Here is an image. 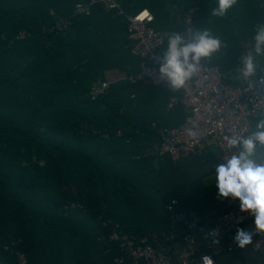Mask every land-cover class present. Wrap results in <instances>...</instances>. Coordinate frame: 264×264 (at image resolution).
<instances>
[{
  "label": "trees",
  "instance_id": "obj_1",
  "mask_svg": "<svg viewBox=\"0 0 264 264\" xmlns=\"http://www.w3.org/2000/svg\"><path fill=\"white\" fill-rule=\"evenodd\" d=\"M88 1L0 0V264H17L5 251L14 243L30 264H115L124 253L109 241L107 221L136 237L173 235L178 248L186 227H172L171 201L176 212L211 223L232 209L210 179L217 164L212 148L177 164L151 153L158 129L188 115L181 103L166 109L171 93L143 81L118 83L91 99L108 74H136L140 60L131 54L124 18L100 6L90 16L73 15L77 3ZM122 7L126 14L148 9L166 34L184 32V17L198 7L196 28L225 43L211 64L230 86L241 85L233 66L264 24L261 0H236L224 17L210 15L215 0H123ZM54 15L71 16V27L44 34ZM22 30L30 37L18 39ZM216 262L243 258L224 253Z\"/></svg>",
  "mask_w": 264,
  "mask_h": 264
},
{
  "label": "built area",
  "instance_id": "obj_2",
  "mask_svg": "<svg viewBox=\"0 0 264 264\" xmlns=\"http://www.w3.org/2000/svg\"><path fill=\"white\" fill-rule=\"evenodd\" d=\"M122 1L90 0L87 3H77L74 8L73 15L90 16L93 8L100 6L106 14L124 18L127 22L128 39L133 44L131 54L140 60L136 74L125 76L120 73L108 74L105 80L93 87L90 92L91 99L98 100L111 86L118 83L148 81L155 87H161L171 93L166 109L171 111L181 103L188 110V115L184 122L176 127L158 129L160 141L152 148L151 153L160 157L167 156L177 164L186 158L202 157L206 149L212 148L217 163L222 162L223 157H229L231 151H235L229 150L224 137L250 132L254 118L264 116V88L257 85L254 89L247 90V83L240 86L227 85L221 69L212 65V60L208 61L209 70L198 74V82L190 81L181 90L170 88L166 81L159 78L157 71L166 33L154 27L155 17L149 10L143 9L135 14H126ZM261 3L264 8V0H261ZM198 10V7L191 8L184 17L186 34H190L192 28H196ZM145 11L151 19L142 15ZM54 17V25L42 29L44 34L63 32L71 27V16ZM28 37L30 33L24 30L18 34L20 40ZM250 46V42L245 44V51ZM152 126L156 127L155 124ZM189 131H195L197 135L192 137ZM105 137L108 138V135ZM210 179L215 182L214 173ZM225 200L232 206L231 211L213 223L195 212H190L188 216L176 212L175 206L178 203L176 200L171 201L167 210L171 215L172 227L175 228L174 222H183L186 227L185 245L178 248L170 243L174 241L173 235L162 233L151 237H136L121 233L120 224L105 222L104 226L111 229L109 241L117 244L124 253V256L116 258L114 263L203 264V257L207 256L211 259V264H217V256L243 250H250L264 257V233L255 234L252 217L240 212L238 201ZM237 228H245L253 233L252 243L243 249L237 248L232 239ZM214 239H218L219 243H213ZM5 251L15 258L17 264H30L28 256L17 248V244L5 247Z\"/></svg>",
  "mask_w": 264,
  "mask_h": 264
},
{
  "label": "clouds",
  "instance_id": "obj_3",
  "mask_svg": "<svg viewBox=\"0 0 264 264\" xmlns=\"http://www.w3.org/2000/svg\"><path fill=\"white\" fill-rule=\"evenodd\" d=\"M235 3L236 0H215L210 15L224 17ZM142 15L151 19L147 11ZM254 32L251 46L237 57L238 63L233 66L234 78L241 85L247 83V90L257 85L264 88V24H257ZM223 48L222 38L208 28H192L190 34L169 31L157 69L159 78L170 88L181 90L190 81L198 82V74L209 70L208 61ZM257 117L250 132L224 137L229 150L235 151L216 164L214 178L217 196L238 201L240 212L252 217L255 234L259 235L264 233V116ZM189 135L195 137L197 133L189 131ZM232 239L237 248L243 249L252 243L253 233L237 228ZM213 243L218 244L219 240L214 239ZM203 264H211V259L203 257Z\"/></svg>",
  "mask_w": 264,
  "mask_h": 264
},
{
  "label": "crops",
  "instance_id": "obj_4",
  "mask_svg": "<svg viewBox=\"0 0 264 264\" xmlns=\"http://www.w3.org/2000/svg\"><path fill=\"white\" fill-rule=\"evenodd\" d=\"M247 43H249V42H246V44ZM244 46H245V44H244ZM243 51H245V49L243 50ZM244 53V52H243ZM243 55V54H242ZM235 72V71H234ZM232 76H233V78H234V76L235 75H233V73H232ZM224 78H225V80H226V75H224ZM235 79V78H234ZM254 126V120H253V122H252V127ZM252 129V128H251ZM251 131V130H250ZM214 173V172H213ZM212 183H215V182H213V181H211ZM236 252H241V256H242V258H243V262L241 263H239V264H259L260 263V261H261V256H258V255H256V254H254L252 251H250V250H243V251H236ZM222 256V255H221ZM218 257V256H217ZM264 258V257H263ZM261 264V263H260Z\"/></svg>",
  "mask_w": 264,
  "mask_h": 264
},
{
  "label": "rangeland",
  "instance_id": "obj_5",
  "mask_svg": "<svg viewBox=\"0 0 264 264\" xmlns=\"http://www.w3.org/2000/svg\"><path fill=\"white\" fill-rule=\"evenodd\" d=\"M260 258H261L260 263H261V264H264V258H263V257H260ZM260 263H259V264H260Z\"/></svg>",
  "mask_w": 264,
  "mask_h": 264
},
{
  "label": "water",
  "instance_id": "obj_6",
  "mask_svg": "<svg viewBox=\"0 0 264 264\" xmlns=\"http://www.w3.org/2000/svg\"><path fill=\"white\" fill-rule=\"evenodd\" d=\"M233 75H235V72H233Z\"/></svg>",
  "mask_w": 264,
  "mask_h": 264
},
{
  "label": "bare ground",
  "instance_id": "obj_7",
  "mask_svg": "<svg viewBox=\"0 0 264 264\" xmlns=\"http://www.w3.org/2000/svg\"><path fill=\"white\" fill-rule=\"evenodd\" d=\"M115 134V133H114Z\"/></svg>",
  "mask_w": 264,
  "mask_h": 264
}]
</instances>
